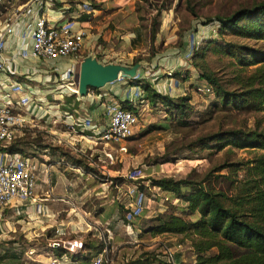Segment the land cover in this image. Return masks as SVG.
Returning <instances> with one entry per match:
<instances>
[{
  "label": "rangeland",
  "instance_id": "1",
  "mask_svg": "<svg viewBox=\"0 0 264 264\" xmlns=\"http://www.w3.org/2000/svg\"><path fill=\"white\" fill-rule=\"evenodd\" d=\"M259 1L134 0V9L138 6L139 11L140 36L135 34L134 57L124 54L122 59L132 62L135 57L147 58L152 50L160 55H172V48H183L189 41V54L192 55L208 39L213 40L211 46L231 43L237 48L247 46L259 49L264 46L263 42L226 31L219 34L218 22L207 21L215 15L226 16ZM164 19L168 21V29L162 31ZM152 30L158 32L150 40ZM121 35L115 34L114 43L116 39L120 40ZM231 51L245 53L239 48ZM203 60L204 63L199 58L195 59L197 65L192 66L191 74L185 69L177 71L183 76H191V83L185 88V94L191 98L190 125H178L175 122L176 113L158 100L145 102L136 109L139 122L133 134L123 142L126 151L115 150L117 157L112 163L101 161L84 145H79V142L67 143V139L78 132L76 125L70 131L69 126L59 122V119L46 122L38 115H29L31 121L17 133L15 139L26 157L38 161L47 160L57 167L66 165L72 173L87 172L88 176L87 173L83 174L81 180L73 183L72 193L56 196V202L69 206L71 210L67 211L70 212L68 217L63 209L57 211L54 220L48 221L51 224L49 228L42 229L39 219H26L23 215L8 216L9 222L3 220L4 234L0 240V255L3 259L0 264H89L96 254L103 255V264H124L140 254L158 257L162 261L156 264H166L165 256L169 252L177 264L195 263L190 240L183 235H151L143 232L154 223L158 214L180 213V208L185 205L173 194L153 185V179L171 177L201 182L214 166L224 161H245L257 153L251 149L232 148L228 151V147L201 149L199 146L191 147L190 140L218 129L245 124L253 127L257 122L258 127L264 129L262 112L217 109L213 105L216 100L214 91L200 78L203 64L228 89L234 88V76L239 69L233 58L208 49ZM152 61H142L143 76H174L176 65L172 60L166 66L161 65L158 57ZM253 67H248L245 73H249ZM207 86L211 91H206ZM120 153H123V158ZM74 165H77L78 170L73 169ZM222 173L227 171L215 172L209 180L215 189L227 190V182L215 177ZM241 175L242 171L239 177ZM77 176L80 177L79 174ZM80 189L83 191L80 192ZM37 213H42V210H37ZM191 217L194 218L193 215ZM67 222L73 228L63 234L59 227L67 225ZM54 240L62 241L59 250L52 248ZM71 240L81 241V247L72 251L65 249L63 246Z\"/></svg>",
  "mask_w": 264,
  "mask_h": 264
},
{
  "label": "trees",
  "instance_id": "2",
  "mask_svg": "<svg viewBox=\"0 0 264 264\" xmlns=\"http://www.w3.org/2000/svg\"><path fill=\"white\" fill-rule=\"evenodd\" d=\"M88 2L93 8H99L95 1L88 0ZM65 3L68 6L65 11L71 12L76 4L82 1L66 0ZM134 10L137 19L138 6ZM87 16L88 14L82 13L77 18L86 21ZM211 20L218 22L219 34L226 31L254 41H261L264 45V0L251 7L237 9L226 16L215 15L207 19V21ZM137 21V37H139V18ZM157 32L156 30L150 32V40L155 38ZM135 41H132V45L136 43ZM205 42L204 46L191 55L189 60L191 66L197 65L196 58L204 63V54L210 49L215 53L222 52L232 57L239 69L234 76L236 86L228 89L202 64L203 73L200 78L204 79L214 91L216 100L213 105L222 111L264 113V46L259 49L239 46L240 51L245 52L239 53L231 51L238 50L231 43L225 46L216 44L211 46L213 40L208 39ZM156 55L157 53L152 50L147 58L135 57L131 65L141 61L152 62ZM251 66H254L252 70L245 73ZM174 77L183 81L188 78L181 72H174ZM139 81L148 102L158 100L176 113L175 122L178 125L182 127L190 125L189 115L192 106L189 94L171 96L157 91L145 78ZM120 103L123 107L136 112L137 107L132 103ZM258 125L257 122L253 127L245 124L218 129L216 132H208L190 140L191 147L199 146L201 149L228 147V151L232 148L251 149L257 154L245 161H224L209 170L201 182L171 177L153 179V185L173 194L185 205L180 208V213L158 214L154 218V223L143 232H149L151 235H183L188 238L195 255L194 264H264V129H260ZM16 138L17 135L2 149L26 156ZM224 169L227 173L216 174L215 177L227 182V190L215 189L209 179L215 172ZM241 171L242 175L239 177ZM192 215L194 218L191 217ZM59 247L52 248L59 250ZM2 259L3 256L0 255V262ZM160 261L162 260L158 257L140 254L124 264H156ZM165 263L169 264L166 256Z\"/></svg>",
  "mask_w": 264,
  "mask_h": 264
},
{
  "label": "crops",
  "instance_id": "3",
  "mask_svg": "<svg viewBox=\"0 0 264 264\" xmlns=\"http://www.w3.org/2000/svg\"><path fill=\"white\" fill-rule=\"evenodd\" d=\"M45 1L11 0L6 4V7L24 5L28 11L15 21L13 33L7 36L4 42L7 66L4 71H0V97L4 92H9L13 102L16 103V109L24 115L27 123L31 121L29 115L34 114L46 122L59 119V122L67 125L72 121L77 126L78 132L72 138L67 139V143L79 142V145H84L101 161L112 163L117 157L115 154L117 146L104 143L98 138L100 130L108 123L109 108L114 104L121 105L120 102L132 103L135 107L140 108L145 102H148L141 89L140 81L138 82L140 79L145 78L159 92L178 96L185 94V88L191 83V76L187 75L188 78L184 81L171 74V77L169 74H167L168 77H156L153 76L154 74H150L151 77L143 76L144 64L141 61L137 63L141 67L138 68L133 78H119L101 88L89 89L87 94L83 96L71 93L67 85V74L73 70L78 84L79 63L86 56L94 57L103 64L114 63L126 67L135 65H131V61L122 59L125 55L134 57L135 53L132 52L136 51L132 45L135 34L138 32L134 0H93L98 3V9L93 8L88 0H81L82 3L76 4L73 11L68 12L67 10L66 13H62L68 8L65 3L66 0H53V2H46L44 5ZM28 4L30 7L27 6ZM38 6L39 8L42 7L41 10L45 16L60 22L71 20L75 27H83L86 30L87 35L79 53L53 60L30 55L31 28L27 27L29 24L27 21L30 20V16L34 14ZM6 13H9V8L0 12V29L3 28ZM82 13L88 14L86 21L77 18ZM163 21L162 31L168 29V21L166 22L165 19ZM115 34H122L120 40L116 39V43H114ZM187 47L188 44L180 49L172 48L174 50V52L171 51L172 55L161 53L155 57H158V61L163 66L172 60L173 64L176 65V72L185 69L189 70V74H191L192 66L189 63L191 55H189V48ZM62 84L63 86H61ZM22 98L26 99L27 102L19 105V100ZM50 100L56 102L53 103ZM62 139L65 140V138ZM122 154L120 153V155ZM123 157L124 155H122ZM32 160L37 162L34 197L29 200H14L0 210V240L4 234L2 227L5 226L2 221L9 222L8 216L23 215L26 219H39L42 222V229L51 226L48 221L53 219L55 213L60 209H63V213H67L68 217L70 212L67 211L71 209L67 205L56 202V196H60L62 193H72L74 190L73 183L81 180L82 175L87 173L81 171L72 173L66 165L57 167L47 160ZM73 169L78 170V167L73 166ZM74 178L76 180L72 182ZM82 191L83 189H80V192ZM37 210H42V213H37ZM59 228L65 234L67 229L73 228V226L67 222V225Z\"/></svg>",
  "mask_w": 264,
  "mask_h": 264
},
{
  "label": "built area",
  "instance_id": "4",
  "mask_svg": "<svg viewBox=\"0 0 264 264\" xmlns=\"http://www.w3.org/2000/svg\"><path fill=\"white\" fill-rule=\"evenodd\" d=\"M8 1L0 0V12L9 8L3 28L0 29V71H4L7 66L4 55L5 39L13 33L15 21L28 11L24 5L6 7ZM46 2L51 3L53 0H46L44 5ZM30 4L27 6L30 7ZM41 9L42 7L38 6L34 14L31 13L30 20L27 21L29 23L27 27L31 28L30 55L53 60L79 53L87 35L86 30L83 27H75L71 20L60 22L49 18L44 15ZM62 13H66V11H62ZM193 40L191 41L193 42ZM189 45L190 41L188 48ZM67 78V85L71 93L77 94V83L73 70L67 74ZM206 91H211L209 86L206 87ZM25 102L27 100L22 98L18 104L21 105ZM16 108V103L13 102L10 93L4 92L0 97V210L14 200L32 199L36 187L37 162H34L30 157L2 149L27 125V119ZM108 117V123L100 130L98 138L104 143L116 145L118 151L125 152L126 148L123 142L133 134L139 122L138 114L122 105L114 104L109 108ZM67 126L71 131L74 123L70 122ZM60 242L62 241L54 240L52 247L60 246ZM81 245V241L71 240L63 247L72 251ZM167 260L169 264H177L170 252L167 254ZM104 261L105 258L102 254H96L91 258L89 264H103Z\"/></svg>",
  "mask_w": 264,
  "mask_h": 264
},
{
  "label": "water",
  "instance_id": "5",
  "mask_svg": "<svg viewBox=\"0 0 264 264\" xmlns=\"http://www.w3.org/2000/svg\"><path fill=\"white\" fill-rule=\"evenodd\" d=\"M139 67V64L133 67L103 64L94 57L86 56L79 63L77 94L83 96L89 89L101 88L119 78H133Z\"/></svg>",
  "mask_w": 264,
  "mask_h": 264
}]
</instances>
